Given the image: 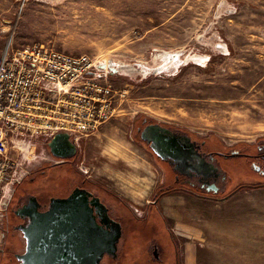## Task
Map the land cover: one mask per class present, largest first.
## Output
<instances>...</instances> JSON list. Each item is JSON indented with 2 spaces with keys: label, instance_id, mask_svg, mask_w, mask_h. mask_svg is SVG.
<instances>
[{
  "label": "rangeland",
  "instance_id": "374dc122",
  "mask_svg": "<svg viewBox=\"0 0 264 264\" xmlns=\"http://www.w3.org/2000/svg\"><path fill=\"white\" fill-rule=\"evenodd\" d=\"M34 44L86 55L107 73L115 92L113 117L78 140L74 167L106 193L114 194V179L105 167L116 158H139L154 185L160 181L153 162L133 141L132 125L140 118L215 138L224 147L264 150V0H0V55L7 47ZM48 142H36L37 159L29 172L53 163ZM227 164L234 167L233 186L250 183L234 195L264 207V186L252 187L258 185L254 181L264 183V177L241 158ZM63 183L39 191L54 195L65 188ZM25 186L22 182L15 190ZM225 201L207 205L222 214ZM128 204H114L125 228L121 256L100 264H152L144 252L152 243L165 247L163 261L155 263L176 264L155 206L141 221L131 212L139 217L146 208ZM5 223L0 264H12ZM248 252L251 264H264V247L234 259L249 260Z\"/></svg>",
  "mask_w": 264,
  "mask_h": 264
},
{
  "label": "built area",
  "instance_id": "2783aa9c",
  "mask_svg": "<svg viewBox=\"0 0 264 264\" xmlns=\"http://www.w3.org/2000/svg\"><path fill=\"white\" fill-rule=\"evenodd\" d=\"M107 73L86 55L38 44L0 55V243L15 187L37 159L36 142L65 133L74 145L114 114ZM81 172L86 174L87 169Z\"/></svg>",
  "mask_w": 264,
  "mask_h": 264
},
{
  "label": "flooded vegetation",
  "instance_id": "af4514ba",
  "mask_svg": "<svg viewBox=\"0 0 264 264\" xmlns=\"http://www.w3.org/2000/svg\"><path fill=\"white\" fill-rule=\"evenodd\" d=\"M132 132L133 141L153 162L160 175L155 194L157 198L163 195L175 194L210 200L228 199L236 189H242L243 186L250 184L244 183L241 186H233L232 173L234 167L228 165L227 162L234 158H241L243 164L247 165L248 168L253 165L257 170L256 174L259 177H264V174L260 173L264 165V152L261 151L264 150L257 146H247L245 148L224 147L215 138L208 139L207 137L196 136L183 129L163 125L145 118L134 121ZM74 146V154L69 158H57L49 151L51 159L54 160L53 163H46L28 173V176L22 182L26 186H33V190H27L26 186L24 189L14 190L5 216L6 228L4 234V240H9L11 246L7 250V259L12 264H20L21 261L18 257L25 251V239L21 228L27 226L30 219L24 214V208L30 206L33 199H35L37 211L44 212L48 209L52 198H66L76 189L89 192L92 197H98L100 202L105 205L108 216L120 223L121 235L117 243L116 253L112 256L105 254L102 259L120 258L124 247L122 237L125 228L123 226V216L119 215L114 204L118 202L122 206L124 204L115 195L106 193L102 185L89 180V177L81 176L76 171L74 167L78 149L76 145ZM58 171L63 172L55 175ZM39 178L40 180H37ZM61 182H64L65 188L54 195H49L44 190L39 191L41 187L55 190L56 187H60ZM254 182L258 185L264 184L259 181ZM88 199L91 200L92 198L89 197ZM151 206H155V204ZM148 210L149 208L145 209L139 217L130 212L135 218L144 221L148 218ZM96 221L100 223L98 216ZM156 244L152 243L149 249L144 251L145 257L149 261L156 259L161 262ZM0 252L3 254L4 248L0 249Z\"/></svg>",
  "mask_w": 264,
  "mask_h": 264
},
{
  "label": "crops",
  "instance_id": "0c3cea01",
  "mask_svg": "<svg viewBox=\"0 0 264 264\" xmlns=\"http://www.w3.org/2000/svg\"><path fill=\"white\" fill-rule=\"evenodd\" d=\"M105 172L114 179L113 195L123 204L127 202L140 211L155 204L169 232L176 264H251L250 252L249 260L234 257L264 247V207L247 196L233 194L228 199L210 200L168 194L154 200L159 183L154 185L145 162L132 156L110 161ZM211 201H225L228 206L216 214L207 205ZM156 245L163 261L165 247Z\"/></svg>",
  "mask_w": 264,
  "mask_h": 264
},
{
  "label": "water",
  "instance_id": "95a60500",
  "mask_svg": "<svg viewBox=\"0 0 264 264\" xmlns=\"http://www.w3.org/2000/svg\"><path fill=\"white\" fill-rule=\"evenodd\" d=\"M47 145L61 159L75 151L65 133L56 134ZM36 206L35 199L24 206L30 221L21 228L25 251L18 257L20 264H100L105 254L116 253L121 225L108 216L98 197L76 189L66 198H52L44 212Z\"/></svg>",
  "mask_w": 264,
  "mask_h": 264
},
{
  "label": "trees",
  "instance_id": "16d2710c",
  "mask_svg": "<svg viewBox=\"0 0 264 264\" xmlns=\"http://www.w3.org/2000/svg\"><path fill=\"white\" fill-rule=\"evenodd\" d=\"M262 186H264V184L254 185V186H252V187L257 188V187H262ZM156 191H157V190H156ZM156 191H155V193H154V200H156V198H157V196L155 195V194H156Z\"/></svg>",
  "mask_w": 264,
  "mask_h": 264
},
{
  "label": "bare ground",
  "instance_id": "6f19581e",
  "mask_svg": "<svg viewBox=\"0 0 264 264\" xmlns=\"http://www.w3.org/2000/svg\"><path fill=\"white\" fill-rule=\"evenodd\" d=\"M121 65V64H120ZM122 67V66H121ZM124 67H126V66H124ZM130 70V69H129Z\"/></svg>",
  "mask_w": 264,
  "mask_h": 264
}]
</instances>
